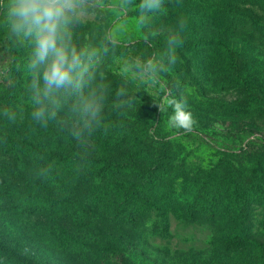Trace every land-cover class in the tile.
Wrapping results in <instances>:
<instances>
[{
  "label": "rangeland",
  "instance_id": "rangeland-1",
  "mask_svg": "<svg viewBox=\"0 0 264 264\" xmlns=\"http://www.w3.org/2000/svg\"><path fill=\"white\" fill-rule=\"evenodd\" d=\"M140 4L89 0L69 26L71 45L95 53L84 91L103 98L98 135H74L82 121L70 94L56 119L37 122L31 96L0 70V242L27 264H264V0H163L155 13ZM7 5L0 0V68L32 56L10 33ZM177 32L171 66L156 50ZM149 58L170 70L153 80L133 66ZM165 95L187 100L191 131L169 124L167 105L159 112ZM110 163L123 172L99 188L92 173ZM235 186L248 207L234 203ZM57 200L83 208L86 226L49 210ZM192 206L213 211L189 221Z\"/></svg>",
  "mask_w": 264,
  "mask_h": 264
},
{
  "label": "clouds",
  "instance_id": "clouds-1",
  "mask_svg": "<svg viewBox=\"0 0 264 264\" xmlns=\"http://www.w3.org/2000/svg\"><path fill=\"white\" fill-rule=\"evenodd\" d=\"M163 0H141L140 8L145 13H155L162 7ZM89 0H8L6 19L10 33L18 39L29 41L32 56L29 67L33 71L29 91L35 105L32 118L45 125L57 118L63 107V95L75 96L72 111L82 121V129L74 135L80 137L82 130H90L92 122L101 111L102 97L95 91L87 94L84 89L93 80L89 63L95 53L77 50L71 45L69 26L86 11ZM187 27V21L181 19L179 28ZM183 40L179 32L167 39L168 64L177 63L176 49L182 47ZM150 79L158 80L160 71L170 69L157 65L154 58L133 65ZM118 95L123 96L121 89ZM159 112L165 111V105L172 109L169 124L177 129L189 132L195 124L187 100L164 96L163 101L155 104Z\"/></svg>",
  "mask_w": 264,
  "mask_h": 264
},
{
  "label": "trees",
  "instance_id": "trees-1",
  "mask_svg": "<svg viewBox=\"0 0 264 264\" xmlns=\"http://www.w3.org/2000/svg\"><path fill=\"white\" fill-rule=\"evenodd\" d=\"M259 43L264 44V37L259 38ZM207 43V41H205ZM149 47V46H148ZM152 53H155V50L151 47H149ZM77 50H82L81 47H79ZM167 50V47L162 45L158 51L161 56L165 54ZM219 52L225 56H228L231 60V63L233 64V71H237L239 69L238 63L235 62V54L228 48H220ZM30 61L28 59L23 60L21 63H18L17 58L12 57V61L8 63L7 65H3L0 70L6 74L7 78L5 81H8L10 79H13V81H17L18 85L24 90V92L27 95L31 96V93L29 91L31 80L33 77V71L29 67ZM12 81V82H13ZM91 131H95V135H98V130L91 129ZM92 162H96L94 159H89ZM123 172V166L116 164V163H110L106 166H98L94 172L92 173V176L94 178V181L96 185H98L99 188H107L108 187V178L113 173H120ZM111 173V174H110ZM237 188V195L233 197L234 203L236 205L242 204L245 207H248L251 201L247 200L245 196L241 193L238 186H235ZM258 203H263V201H260ZM49 210L54 211H61L66 212L67 216L72 220L73 225L77 229H82L84 226H86V223L84 222V212L85 210L81 207H73L70 208L68 204H66L64 201H53L48 206ZM47 208L42 209L41 212L46 213ZM198 211H203L204 213H211L213 211V208H197L192 206L190 208V214H189V221H193L195 218V213ZM230 243L237 247H244L246 244L245 240L242 238H230ZM16 260L20 264H27L28 260L26 258V255L24 254V251H22L18 246H10L7 244H4L0 242V264H3L4 260Z\"/></svg>",
  "mask_w": 264,
  "mask_h": 264
}]
</instances>
